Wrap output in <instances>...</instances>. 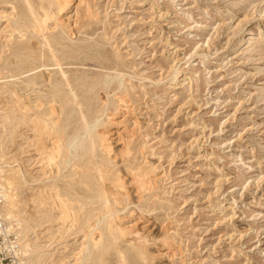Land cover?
Segmentation results:
<instances>
[{
	"label": "rangeland",
	"instance_id": "obj_1",
	"mask_svg": "<svg viewBox=\"0 0 264 264\" xmlns=\"http://www.w3.org/2000/svg\"><path fill=\"white\" fill-rule=\"evenodd\" d=\"M40 2L0 0L4 147L29 182L22 193L27 215L36 222L29 236L39 264L83 262L87 222L60 219L56 196L75 180L104 184L95 171L70 179L72 167L57 169L58 158L47 161L37 151L40 138L31 119L51 105L58 118L59 99L71 94L61 69L84 110L98 109L107 99L115 102L118 92L124 96L116 114L111 109V118L102 117L109 119L103 129L113 160L105 184L112 186L118 173L125 179L126 192L113 209L118 223L134 226L140 236L135 243L145 255L126 250L118 239L123 251L110 249L103 258L92 251L82 264H125L124 259L127 264H264V0H72L60 15L50 7L69 34L54 23L35 34L29 24L43 13ZM56 53H68L63 61L58 58L59 67L52 62ZM33 66L38 68L28 73ZM114 74L125 77L120 89L88 91L96 79ZM32 76L43 83L34 92L24 84ZM50 79H62L57 95ZM39 101L54 104L39 110ZM66 113L70 120L59 119L68 121L71 134L79 126L78 107L68 104ZM48 118L44 124L50 126ZM139 169L150 171V189L138 190L133 182ZM97 207L87 205L86 211Z\"/></svg>",
	"mask_w": 264,
	"mask_h": 264
},
{
	"label": "bare ground",
	"instance_id": "obj_2",
	"mask_svg": "<svg viewBox=\"0 0 264 264\" xmlns=\"http://www.w3.org/2000/svg\"><path fill=\"white\" fill-rule=\"evenodd\" d=\"M43 1H44V3L40 2L41 3L40 9L43 10L42 15L40 14L41 16L39 17V15L36 14V21H34V23L33 22L30 23L29 27H31V29L33 30V32H35V34L36 33H42V32L44 33L43 30L49 29L50 25H52L51 23H54L55 29L58 28V27H61V29H62L61 32L63 34H69L68 30H67V33H66V29H67V28L65 29L66 26L64 27V25H62V23L60 22L59 18L56 16V14L53 11H50V7L54 6L57 9L58 14L60 15V14L64 13V11H66L69 8L72 0H43ZM37 3H34V4H37ZM40 3H39V5H40ZM29 8L31 10V7H29ZM37 9H38V7H37ZM32 11L33 10H31V12ZM22 24L24 25V23H22ZM25 27L27 28V26H25ZM18 28H19V26H18ZM14 31H15V29H14ZM44 38H46V36ZM51 40H54V39H51ZM56 41H58V38H57ZM50 42L52 43L53 41H50ZM53 43H55V42H53ZM46 46H49V44L47 43L45 45V47ZM26 49L27 48H25V50ZM66 51L69 52L68 50H65V52ZM77 52L78 51H76V53ZM34 54H35V52L32 53L31 55L33 56ZM67 54L66 53L53 54L54 56H52V62H53V60H56L57 64H55V65H57V67H59L61 64H58V61H57L58 58H59V60L62 59V61H63V59H65V57L67 58ZM41 55H42V53H41ZM36 56H38V55H36ZM49 56L50 55H48V58L50 60L51 57H49ZM73 56H75V54ZM45 57H47V56H45ZM29 58H31V57H29ZM35 58H37V57H35ZM25 59L26 58H24V60ZM28 59H26V60H28ZM39 60L42 61V59H39ZM36 61H38V60H36ZM49 65H41V67H48ZM38 67H40V66L38 65ZM38 67L37 66L36 67L33 66L31 69L28 70V73L36 71V69ZM28 68H30V67H28ZM25 71H27V70H25ZM18 72H19V70H18ZM5 75H4V77H5ZM22 75H25V74H22ZM60 75L62 76V79L64 80V84H66V87L71 88L70 89V93L71 94L70 95H65V97L59 99V100H62V101L60 103L59 110L57 109L59 111L58 118L56 117L57 116V112H56L55 106L51 105V106H49L50 108H49L48 111H46V113H44L46 108L43 109V111H42L43 113H40L38 111V114H37L38 116L37 117L35 116L36 117V121L34 119H31L32 123H34V129L38 133L35 136L39 135L38 139L40 138L39 142L37 141L39 143L38 149H37V147H36V149H37V151L39 152V154L41 156H43V157L45 156L44 159H48L47 161H54L55 159L58 158V160H56L57 161L56 165L58 167L57 169L65 171V170H67L68 166H70V168L72 167V174L73 175L69 177L68 174H67V176L70 179L71 178L79 179V177H80L81 180H82V177L85 175V172L94 173V171H95L96 176H98L100 181H102L104 183V184H98L97 182L90 181L93 178L90 179V180L85 178L86 179L85 182H80V181L78 182V181L75 180V184H73V185L77 186V188L73 187V185H72V187L70 189H68L67 192L61 190V191L64 192L63 195L57 194V192H56V194H57L56 197L58 198V201H59V204H58L59 207L58 208H59V213L61 215L60 219H62L63 221L67 222L71 218H75V221H78L81 218H84V223H85V220H86L87 229L90 230V233H89L90 235L87 236L86 243H84L85 245L83 244L84 252H81V253H83L82 254L83 256L81 257L83 262L88 261V260L90 261L89 257L91 256V252L92 251H98L100 253V257L101 258H103L106 253L108 254V251L110 249H118V250L123 251L121 247L119 249V247L116 246V243H117L116 241L118 239L121 242H123V248H126V250L127 249H129V250L130 249H134L136 251V254H138L142 258H145V255H144L142 247H140L139 245H136L138 243H135V241H136L135 238H139L140 236L137 237L136 231L134 230V226H131L132 228L131 227H126V226L123 227V224H120V222L118 223L117 220L120 217L117 214L118 212L113 209V204L114 203H119L120 200H121V197H123L124 194H125L124 193V191H125L124 180L125 179L123 180L121 175H119V173L117 172L119 176L117 175L116 178L114 177L115 179L113 178L115 180L114 184H112V186H109V187L105 184L106 178L108 177L109 172L111 171V170L109 171V169H110L109 166H111V164L113 163V160H112V155H111L112 154L111 153V151H112L111 150V145H110V142H109V138L107 136L108 132H106L103 129V127L105 128V126H107L106 123L109 121V119L106 120L107 121L106 122V121L102 120V117H104L106 115L107 118H109V117L111 118L112 116L108 115V112L111 109L114 110V112L115 111L118 112V110L120 108L119 104L122 101H124V98H123L124 96L122 94H120V92H118L115 95L116 99L118 98L117 100H115V102L113 101V102L110 103L109 99H107V100H105L103 102V104L101 103L102 107L99 108V106L96 105L98 107V109H94L93 108L94 110H91V109L89 110V107L91 105L90 106L87 105V106H85V110H84L83 109V104H81L78 101L79 100V98L77 96L78 93H76L74 88L71 86V82L68 80L67 74L61 69ZM32 77H34V76H32ZM51 77L52 76H50V78ZM54 77H56V76H54ZM54 77H53V79H56ZM9 78H13V75L9 76ZM58 78H60V77H58ZM80 78H82V77H80ZM123 78H125V77L122 76V74L121 75L120 74H114V75L108 77L107 79H104V78H99V79H96V80L94 79L95 81L93 83L91 81L92 84L87 86L88 87V91L92 92L96 88H98V89L105 90V92H107L110 88H112V85L115 86V89H120L121 87L124 86V81H123L124 79ZM62 79H61V81H62ZM1 80H3V79H1ZM48 81H49L48 86L53 88V89L55 88L54 92L56 90H57V92L60 91V90H58L60 87L58 89L55 87L56 85L57 86L60 85L59 84L61 82L60 80L59 81L58 80H54L53 81V80L50 79ZM79 81H80V79H78V80L76 79V83L79 82ZM39 82L36 80V77H34L33 79H29V80L25 81L24 84H25V86L27 88L26 90H28V89L31 90L32 89L33 92H34L36 89H39L42 86V84H43V83H41V82L39 83ZM81 82H83V81L81 80ZM85 82H87V80ZM86 84H88V83H86ZM80 85H82V83ZM130 85L132 86L133 84H130ZM81 88H82V86H81ZM4 90H5V88H4ZM14 91H16V90H14ZM57 92H55V94ZM123 93H125V92H123ZM8 94H9V92H8ZM16 94L14 92H12L10 95L11 96L12 95L15 96ZM93 94H95V92ZM107 94H108V92H107ZM62 95H64V94H62ZM86 95H87V93H86ZM48 96H51V95H48ZM107 96H109V95H107ZM23 98L24 97L20 98L21 101H22ZM20 99H18V100L20 101ZM87 99H86V101H87ZM94 99H96V98H94ZM52 101H47V103L44 102V101L43 102L39 101L40 103L37 104V107H39L38 109L40 110V107H41V109H42V107H44L43 105L46 106V105L54 104ZM101 101H103V100H101ZM71 103H74L75 107H78V110H79V120H78L79 126H78V128L76 127L77 129L75 131H73L71 134H69L68 133V128H67L69 124H66L65 122H68L66 120L68 119L69 114L73 113V110L70 109V112H68L69 114L66 113V106L68 104H71ZM96 103H97V101H96ZM93 104H95V103H93ZM93 106H95V105H93ZM71 107H72V105H71ZM21 111L25 112L26 109H23V110L21 109ZM84 111H89V114L88 115L85 114ZM116 112L114 114H116ZM63 116L64 117L67 116V118H65L66 119L65 122L63 121L64 123H61L62 121L60 122L59 117L61 118ZM45 117H46V119H49L48 117H52V118H50L51 122L49 120V122L51 123L50 126H49V124H44L45 121H46ZM1 120L2 119L0 117V166H1V164L3 165V166L0 167V176H1V181L3 183V186L6 189L5 216H6L7 220H9V221H11V222L16 224V228L18 230V234H19V238H20V256H21V258L25 259L27 264H39L40 263V259L38 257H36V255H34L35 254V246L36 245L34 246L32 240L30 239V236H29L30 232L34 230V228H35L34 224H36V222L34 223L33 219L29 218V216L27 215V213H28V212H26V207H27L26 206V202L27 201H25L26 199H24L25 198L24 197L25 193L24 194L22 193L24 187L29 182L27 180L26 173H24L20 163H16L15 159L14 160L11 159L12 161H10V159H9L10 157H8L6 152H5L6 150H5V147H4L3 134H4V130H5V124L7 122L4 123ZM68 120H70V118ZM6 128H7V126H6ZM45 130H47V131L49 130V132L46 134ZM45 135H46V137H45ZM121 137H122V135H121ZM37 142L35 144H38ZM127 147H125V148L127 149ZM124 151L122 152L123 154H124ZM127 151L128 150H126V152ZM86 158H87V160L84 161V159H86ZM114 160H115V158H114ZM74 161L81 162V164L79 163L80 165L76 166L74 164ZM46 164H47V162H46ZM48 164H50V163H48ZM112 168H113V166H112ZM133 169H135V168H133ZM127 170H128V168H127ZM68 172H69V170H68ZM133 173H134L133 175L131 174L132 175V180L138 186V188H139L138 190H141V189L145 190L148 187H151L150 186V179H151L150 174L151 173H150L149 170L146 171V170L139 169L137 173H135V172H133ZM112 176H115V175L113 174ZM58 177H60V176H58ZM68 177H66V178H68ZM64 178L65 177H63V179ZM61 179H62V177H61ZM94 179L96 181V177L95 176H94ZM51 181H53V180H51ZM65 181L63 183H65ZM72 181H71V183H72ZM109 182H111V180ZM53 183H55V182H53ZM61 183H59V184H61ZM50 186H52V185H50ZM61 187H63V186L61 185ZM69 187H70V185L68 186V188ZM82 188H83V190H82ZM148 189H150V188H148ZM83 195H85V196H83ZM126 196H128L127 193H126ZM125 197H124V199H125ZM36 202H38V201H36ZM39 204L42 205L44 203L40 202ZM95 204L98 206L97 209H94L92 211L90 209H88L91 212L88 211V210L86 211V206L87 205H95ZM84 210L86 211L85 213H84ZM93 211H97L96 212L97 214H94ZM94 219H96V220L94 221V224H93L92 221ZM64 224H65V222H64ZM86 225H84V226H86ZM92 225H94V226H92ZM136 230H138V229L136 228ZM96 234H97V238L98 239L95 237ZM139 239H137V240H139ZM136 242H138V241H136ZM139 243H140V241H139ZM122 253L123 252H121V255H123ZM144 260H146V259H144ZM123 261H125L124 263L127 264L126 263V259H124Z\"/></svg>",
	"mask_w": 264,
	"mask_h": 264
},
{
	"label": "built area",
	"instance_id": "obj_3",
	"mask_svg": "<svg viewBox=\"0 0 264 264\" xmlns=\"http://www.w3.org/2000/svg\"><path fill=\"white\" fill-rule=\"evenodd\" d=\"M6 189L0 176V264H27L20 256V238L16 224L5 216Z\"/></svg>",
	"mask_w": 264,
	"mask_h": 264
}]
</instances>
